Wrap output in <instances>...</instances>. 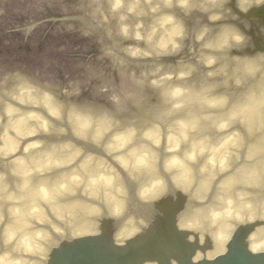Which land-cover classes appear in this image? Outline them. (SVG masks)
<instances>
[{
  "label": "clouds",
  "instance_id": "1",
  "mask_svg": "<svg viewBox=\"0 0 264 264\" xmlns=\"http://www.w3.org/2000/svg\"><path fill=\"white\" fill-rule=\"evenodd\" d=\"M262 9L0 0V264H51L105 224L123 249L166 201L186 244L210 242L191 264L241 230L264 255Z\"/></svg>",
  "mask_w": 264,
  "mask_h": 264
},
{
  "label": "rangeland",
  "instance_id": "2",
  "mask_svg": "<svg viewBox=\"0 0 264 264\" xmlns=\"http://www.w3.org/2000/svg\"><path fill=\"white\" fill-rule=\"evenodd\" d=\"M261 17L264 16L261 15ZM163 203L162 207L169 208L165 218L158 219L148 234L129 242L125 248L116 249L111 245L110 225L105 224L103 226V235L100 238L92 237L89 238L90 241H79V243L75 242L72 245L62 246L60 251L53 253L51 264H76V261L81 263L82 260L80 259L84 253H79V251L88 247H92L95 253H97L96 247L104 249L105 254L109 250L114 251L117 258L115 257L116 259L112 264H128L129 261L138 264L142 260H156L158 264H169L170 258L175 259L177 264H191V258L195 251L210 250V242L206 243V249L199 248L198 244L192 246L186 244L187 234H179L175 230L173 221L175 212L169 207L170 201ZM246 234L245 230H241L237 234L235 241L229 245L228 255L219 257L214 264H264V257L255 258L247 254L242 244ZM177 247H180V250ZM85 254L87 255V253ZM260 258H263V261Z\"/></svg>",
  "mask_w": 264,
  "mask_h": 264
},
{
  "label": "bare ground",
  "instance_id": "3",
  "mask_svg": "<svg viewBox=\"0 0 264 264\" xmlns=\"http://www.w3.org/2000/svg\"><path fill=\"white\" fill-rule=\"evenodd\" d=\"M254 15H255V13H254ZM162 205H164V203ZM169 207H170V209H172L171 204H169ZM178 208H179V205L176 206V209H178ZM89 238H92V237H85V238H83L84 240H81L80 242L90 241ZM76 243H79V241H77ZM177 248H179V250H180V247H177ZM96 249L95 250L97 253H95L92 250V247L83 248L84 252H87L89 254L88 258L86 259V261L89 262L88 264H112V261L114 259L110 260L108 258V256L104 253V249H98V247H96ZM248 255H250V254H248ZM260 257H264V256H260ZM255 258H258V257H255ZM260 259H261V261H263V258H260ZM84 260H85V258H84Z\"/></svg>",
  "mask_w": 264,
  "mask_h": 264
}]
</instances>
